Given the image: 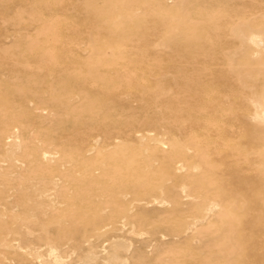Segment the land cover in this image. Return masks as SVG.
Here are the masks:
<instances>
[{"label":"rangeland","instance_id":"obj_1","mask_svg":"<svg viewBox=\"0 0 264 264\" xmlns=\"http://www.w3.org/2000/svg\"><path fill=\"white\" fill-rule=\"evenodd\" d=\"M241 32L264 0H0V264H264V105L226 116L264 100ZM218 108L255 165L199 154Z\"/></svg>","mask_w":264,"mask_h":264},{"label":"bare ground","instance_id":"obj_2","mask_svg":"<svg viewBox=\"0 0 264 264\" xmlns=\"http://www.w3.org/2000/svg\"><path fill=\"white\" fill-rule=\"evenodd\" d=\"M46 30H48V29H46ZM256 34L257 33L252 32L251 34H247L246 35V33L241 32L239 34V36L240 37L244 36V38H243L244 42L247 45H249V46H251V47H253V48H255V49L258 50L260 46H264L263 45L264 44V38H262V37L259 38L258 35H256ZM36 43H37V41H36ZM251 93H253V92H251ZM248 96L249 97L245 99V106H244V108H243V106H240L239 105L243 101V99H241V96L240 95L237 96V97L235 96L234 98H232L230 100L231 102L228 103L229 106H228V110L226 111L227 112V115L226 116L229 119L240 120V121H242V120H249V119H254L256 121L257 120L259 121V120H262L263 119V118H259L260 117L259 115L262 116L264 113L263 114H258L257 112H255L254 108L256 109V107H258L260 104L264 105V100H261V99L256 98L255 97L256 96L255 94H253V95L252 94H249ZM219 109L220 108L217 109V112L214 111L211 114V116H212L213 114L216 113L214 116L210 117V118H212V120H211L212 122L211 123L208 122L210 124L209 126H206V127L204 126V128H203V125H202L201 131H199L198 128H194V132H193L194 134H192V135H194V139H193L192 136L191 137H192V139L194 141H196L195 146L198 147V151L200 152L199 154L208 153L209 150L211 149V152H210V154L212 153L211 155H213V154H216V155L224 154L226 156L227 155L229 156L233 151H235L237 149H240V151L241 150H244V151H248L249 152L248 156L245 157L246 158L245 159L246 160V164H249L250 165L249 167L255 165L254 162L251 165V161L250 160H251V156L253 154H257L260 151V150H258V149H260L259 148L260 145L256 144V143H258L257 141H259V139L255 137L254 140H251V142L249 144H246L245 143V145L241 144L242 141L240 140L242 137L243 138L246 137V134L249 133L250 130H248L247 128H246L247 129L246 131L244 129H241V133L240 132L238 133L237 131L235 133L234 131H232V132H230L228 134V136H225L226 138H220L219 140L217 138L218 136L216 137L213 134V132L211 131V130H213V127L212 126H214V125H212V124L214 123L215 118L218 116ZM208 123H207V125H208ZM184 127H186V125ZM191 128L192 127H190V129ZM186 130H187V128H186ZM191 131H193V130H191ZM187 135H188V133L186 134V136ZM188 136H190V135H188ZM214 144L216 145V148L214 146H212ZM210 146L212 148H210ZM205 147L208 148V149H206ZM252 150H254V151H252Z\"/></svg>","mask_w":264,"mask_h":264}]
</instances>
